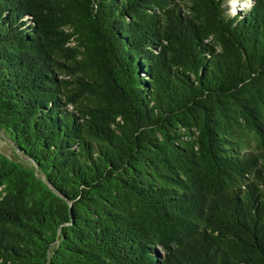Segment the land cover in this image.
Wrapping results in <instances>:
<instances>
[{
    "label": "trees",
    "instance_id": "1",
    "mask_svg": "<svg viewBox=\"0 0 264 264\" xmlns=\"http://www.w3.org/2000/svg\"><path fill=\"white\" fill-rule=\"evenodd\" d=\"M0 0V264H264V0Z\"/></svg>",
    "mask_w": 264,
    "mask_h": 264
},
{
    "label": "rangeland",
    "instance_id": "2",
    "mask_svg": "<svg viewBox=\"0 0 264 264\" xmlns=\"http://www.w3.org/2000/svg\"><path fill=\"white\" fill-rule=\"evenodd\" d=\"M247 0H228V6L231 13H235L243 7V3ZM0 152L5 154L10 158L17 160H22L23 162H28V158L23 155L20 150L11 141L8 135H6L2 130H0Z\"/></svg>",
    "mask_w": 264,
    "mask_h": 264
}]
</instances>
